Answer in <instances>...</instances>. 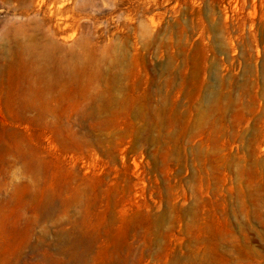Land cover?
<instances>
[{"label": "rangeland", "instance_id": "374dc122", "mask_svg": "<svg viewBox=\"0 0 264 264\" xmlns=\"http://www.w3.org/2000/svg\"><path fill=\"white\" fill-rule=\"evenodd\" d=\"M0 0V264H264V0Z\"/></svg>", "mask_w": 264, "mask_h": 264}, {"label": "bare ground", "instance_id": "6f19581e", "mask_svg": "<svg viewBox=\"0 0 264 264\" xmlns=\"http://www.w3.org/2000/svg\"><path fill=\"white\" fill-rule=\"evenodd\" d=\"M45 3V0H38L35 4L36 12H42L48 20H51L52 17L59 11V8L53 9L52 7H45Z\"/></svg>", "mask_w": 264, "mask_h": 264}]
</instances>
